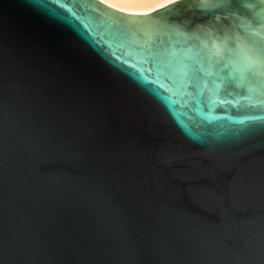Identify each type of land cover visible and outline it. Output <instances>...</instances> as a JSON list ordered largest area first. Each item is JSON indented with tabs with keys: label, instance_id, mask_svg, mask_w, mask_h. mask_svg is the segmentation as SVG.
Wrapping results in <instances>:
<instances>
[{
	"label": "water",
	"instance_id": "1",
	"mask_svg": "<svg viewBox=\"0 0 264 264\" xmlns=\"http://www.w3.org/2000/svg\"><path fill=\"white\" fill-rule=\"evenodd\" d=\"M0 264H264V0H0Z\"/></svg>",
	"mask_w": 264,
	"mask_h": 264
},
{
	"label": "bare ground",
	"instance_id": "2",
	"mask_svg": "<svg viewBox=\"0 0 264 264\" xmlns=\"http://www.w3.org/2000/svg\"><path fill=\"white\" fill-rule=\"evenodd\" d=\"M128 13H147L174 0H100Z\"/></svg>",
	"mask_w": 264,
	"mask_h": 264
},
{
	"label": "snow or ice",
	"instance_id": "3",
	"mask_svg": "<svg viewBox=\"0 0 264 264\" xmlns=\"http://www.w3.org/2000/svg\"><path fill=\"white\" fill-rule=\"evenodd\" d=\"M221 3L223 4H230L233 2V0H220ZM206 11H209L208 9H206Z\"/></svg>",
	"mask_w": 264,
	"mask_h": 264
}]
</instances>
